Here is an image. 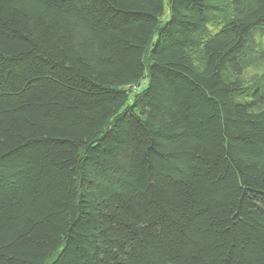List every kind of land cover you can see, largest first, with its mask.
<instances>
[{
    "label": "trees",
    "instance_id": "1",
    "mask_svg": "<svg viewBox=\"0 0 264 264\" xmlns=\"http://www.w3.org/2000/svg\"><path fill=\"white\" fill-rule=\"evenodd\" d=\"M255 32L264 0H0V264H264Z\"/></svg>",
    "mask_w": 264,
    "mask_h": 264
},
{
    "label": "rangeland",
    "instance_id": "2",
    "mask_svg": "<svg viewBox=\"0 0 264 264\" xmlns=\"http://www.w3.org/2000/svg\"><path fill=\"white\" fill-rule=\"evenodd\" d=\"M168 18L169 13L167 12L163 22L167 21ZM252 49L254 56H256V61L245 71L243 76L245 82L252 81V78L264 73V35L261 32H255L253 34Z\"/></svg>",
    "mask_w": 264,
    "mask_h": 264
}]
</instances>
